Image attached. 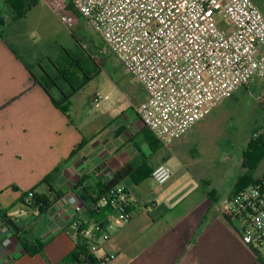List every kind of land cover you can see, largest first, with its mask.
Masks as SVG:
<instances>
[{
  "label": "crops",
  "instance_id": "crops-1",
  "mask_svg": "<svg viewBox=\"0 0 264 264\" xmlns=\"http://www.w3.org/2000/svg\"><path fill=\"white\" fill-rule=\"evenodd\" d=\"M21 19L13 18L7 0H0V211L7 210L21 229L19 233L0 221V264H65L78 247L86 248L97 264H259L241 240V224L222 209L245 169L227 188L219 164H197L191 151L184 150L188 133L201 121L162 146L136 113L146 98L136 83L115 97L112 92H86L85 85L65 113L35 83V69L17 50L35 57L33 47L17 33L7 35ZM63 64L70 65V58ZM162 164L173 174L158 184L152 174ZM126 167L130 172L118 186L140 208L122 225L117 211L107 214L95 239L83 240L74 226L80 219L94 222L84 208L77 212L80 181L96 189ZM47 176L65 197L35 216L17 202ZM47 188L43 185L40 191ZM93 245H98L94 251Z\"/></svg>",
  "mask_w": 264,
  "mask_h": 264
},
{
  "label": "built area",
  "instance_id": "built-area-1",
  "mask_svg": "<svg viewBox=\"0 0 264 264\" xmlns=\"http://www.w3.org/2000/svg\"><path fill=\"white\" fill-rule=\"evenodd\" d=\"M68 1L146 92L136 113L164 147L241 88L264 80V13L253 0ZM39 2L53 9L60 0ZM172 174L162 164L152 177L165 184ZM125 191L118 185L113 189L121 225L140 208ZM222 207L241 224L242 242L264 262V171L224 199ZM82 210L80 204L77 212ZM99 231L93 223L80 236L92 240Z\"/></svg>",
  "mask_w": 264,
  "mask_h": 264
},
{
  "label": "rangeland",
  "instance_id": "rangeland-1",
  "mask_svg": "<svg viewBox=\"0 0 264 264\" xmlns=\"http://www.w3.org/2000/svg\"><path fill=\"white\" fill-rule=\"evenodd\" d=\"M253 1L259 4L264 13V0ZM16 33L21 40L33 47L35 57L25 54L23 49L17 50L36 72L43 74V69L51 72L52 63L69 62L65 50H74L77 57L83 58L81 65L86 66L89 57L94 62L95 76L86 84V92H98L102 96L112 92L111 97H115V92H129L135 88V83L120 62L68 0H60L53 9L40 2L28 11L25 18L13 25L7 35L11 37ZM15 41L12 39L11 43L15 45ZM86 68L90 71L89 67ZM262 124L264 125V80H259L249 86V89H240L233 98L216 106L188 133L184 150L191 151L189 154L194 155L195 160H192L197 164H219L220 170L226 172L223 177L226 187L230 188L242 169L244 152L252 134ZM176 159V156L173 157L172 163L176 164ZM262 171L264 161L258 174Z\"/></svg>",
  "mask_w": 264,
  "mask_h": 264
},
{
  "label": "trees",
  "instance_id": "trees-1",
  "mask_svg": "<svg viewBox=\"0 0 264 264\" xmlns=\"http://www.w3.org/2000/svg\"><path fill=\"white\" fill-rule=\"evenodd\" d=\"M11 11H13V18H24L31 8L39 3V0H7ZM70 58L71 64L52 63L53 70L51 72L43 69L42 73H36L31 70V74L35 80V83L41 85V87L47 92L53 103L67 113L69 103L72 97L78 93L88 82H90L95 76V66L93 59L88 58L89 63L84 66L81 65L82 57L78 56L74 50H65ZM86 67L90 68L87 69ZM94 68V69H93ZM82 75V78L79 75ZM244 89V88H241ZM249 89V87H245ZM235 96V95H234ZM233 96V97H234ZM264 125H260L256 128L252 134V138L244 152V161L242 167L245 169L240 184L237 187V191L250 185L254 178L258 175V169L264 161V135H256ZM130 167L124 168L122 171L115 174L111 181L106 183H97L96 189H92L89 186L83 185V180L80 181L79 186H82L80 191L76 192V196L91 217L92 222L99 225L100 230H103L102 219L109 213L116 211V205L118 204V198L113 192V189L128 175ZM52 176H47L41 183L30 190L23 193L17 203H22L35 211V216L45 214L51 210L61 199L65 197L63 191L56 190L51 183ZM43 185H47L48 188L45 192L40 191ZM126 197L129 199L127 192ZM103 198L106 202L103 204ZM130 200V199H129ZM224 214L231 218L227 212ZM0 221L7 224L11 229L21 232L19 226L14 222L12 217L8 215L6 211H0ZM89 223L80 219L77 225L74 226L76 234L80 235L88 227ZM100 232V231H99ZM98 232V233H99ZM29 254L33 255L34 250H28ZM88 252L86 248L78 247L70 255H68L63 263L65 264H97L96 260L92 256H87ZM259 264H264L263 261H259Z\"/></svg>",
  "mask_w": 264,
  "mask_h": 264
}]
</instances>
